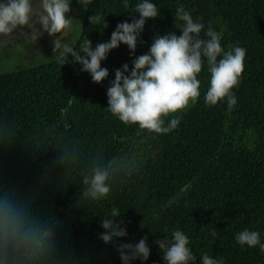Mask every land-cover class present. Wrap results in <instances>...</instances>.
<instances>
[{
    "label": "trees",
    "instance_id": "1",
    "mask_svg": "<svg viewBox=\"0 0 264 264\" xmlns=\"http://www.w3.org/2000/svg\"><path fill=\"white\" fill-rule=\"evenodd\" d=\"M138 2L128 0L125 8L124 0H94L85 11L72 0L76 27L81 24L76 48L87 38L93 46L108 41L117 23L130 21ZM152 2L160 15L147 21L136 55L148 51L154 35L181 34L175 13L183 5L205 25L201 37L211 23L223 32L225 50L229 45L247 50L240 83L232 90L236 105L231 110L226 101L205 105L210 79L205 63L197 103L166 118L180 116L175 130L156 135L125 126L106 109L115 70L124 63L131 68L134 59L123 44L102 62L109 77L100 84L81 65L56 60L0 74V196L7 192L27 201L29 219L41 231H53L52 241L34 255L10 256L8 264H122L116 247L99 239L101 220L114 207L128 231L119 242L148 237L149 259L130 264H164L153 241L175 229L189 237L193 264L205 253L222 264H264L258 246L241 247L235 240L249 229L264 243V0ZM93 14L108 27L89 23ZM75 35L74 29L70 37ZM109 162L114 170L108 198H85L84 175Z\"/></svg>",
    "mask_w": 264,
    "mask_h": 264
},
{
    "label": "clouds",
    "instance_id": "2",
    "mask_svg": "<svg viewBox=\"0 0 264 264\" xmlns=\"http://www.w3.org/2000/svg\"><path fill=\"white\" fill-rule=\"evenodd\" d=\"M76 2L87 11L94 0ZM124 7H129L128 0H124ZM71 11L72 0H39L35 9L33 0H0V35L10 36L19 30L38 40L47 33L53 38L52 52L56 62L62 66L69 62L81 65L80 71L88 73L96 84L109 77V70L102 67V62L112 50L121 44L126 45L134 59L131 68L124 63L115 70L114 79L109 81L106 91V109L125 126H138L140 131L146 130L150 134L163 135L175 130L181 122L180 116L175 115L167 122L166 118L197 103L201 95L198 76L205 63L210 74L204 95L205 105L211 107L226 101L229 110L236 105L237 97L232 90L240 83L247 50L231 45L225 50L221 44L223 32L214 30L211 23L201 37L205 25L199 19L194 20L183 5H179L175 13L176 20L182 22L175 25L181 34L170 31L154 35L148 51L138 56L136 49L143 43L141 34L147 21L160 15L152 0H139L130 12L133 14L130 21L117 23L108 41L93 46L87 38L80 41L78 49L76 44L58 38L59 34L66 35L72 25ZM89 23L101 24L102 29L108 27L106 19L99 14L90 15ZM24 28L31 29V34L25 33ZM113 170L112 162L107 166H94L90 175L83 177L86 186L83 196L93 202L107 199L113 189L109 182ZM119 217L120 210L112 208L110 216L101 220L100 227L104 232L99 239L116 247L122 264L147 261L151 255L148 237L145 235L133 243L119 242L120 238L128 236ZM210 234L215 237L217 232L213 230ZM52 239L51 229L41 231L39 224L29 219L27 201L14 200L7 192L0 196V264H8L10 256L17 259L32 256L38 247ZM235 240L241 247L258 246L264 253V243L258 231L244 229L236 234ZM153 243L160 249L164 264H193L196 260L189 247V237L180 229ZM200 264H222V261L205 253Z\"/></svg>",
    "mask_w": 264,
    "mask_h": 264
},
{
    "label": "rangeland",
    "instance_id": "3",
    "mask_svg": "<svg viewBox=\"0 0 264 264\" xmlns=\"http://www.w3.org/2000/svg\"><path fill=\"white\" fill-rule=\"evenodd\" d=\"M38 4L39 0H33L34 9L38 7ZM75 12L76 9L72 7L69 15L73 18V22L67 30V34H59L58 36V38L62 39V42L73 45L81 31V24L76 27L78 17H74V14L77 15V12ZM74 29L76 35L70 37ZM23 31L28 35L31 34V29L24 28ZM52 40L53 38L47 33L38 40H33L19 30L10 36L0 35V74L55 60L52 52Z\"/></svg>",
    "mask_w": 264,
    "mask_h": 264
}]
</instances>
